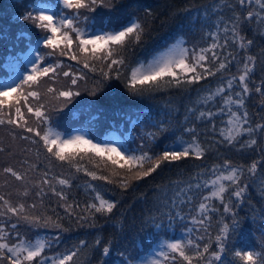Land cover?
<instances>
[{
  "label": "trees",
  "instance_id": "16d2710c",
  "mask_svg": "<svg viewBox=\"0 0 264 264\" xmlns=\"http://www.w3.org/2000/svg\"><path fill=\"white\" fill-rule=\"evenodd\" d=\"M233 8L229 9L228 4ZM57 0H0V78L8 75L4 62L12 57H19L28 51L32 46L38 47L39 56H44L48 64L59 63L61 68L57 75L39 78V87L31 90H38L43 93L46 86L51 85L58 90H66L73 87L79 90L80 95L74 97L67 107L59 111L52 110L59 105L54 99L42 101L48 105L50 115L49 127L58 131L61 135H68L74 131H83L87 138L93 142L111 141L113 133L119 135L122 146L127 150L138 149L142 144H148L147 133H157V146L165 143L171 144L176 138L191 140L187 129H195L198 136L207 148L208 152L204 158L196 160L189 157L172 163L165 162L156 172L149 177L139 181H132L131 187L124 189L118 186V182L125 178L124 175L109 174L98 166L99 156H94L87 146H79L80 161L84 168L95 171L97 175H106L116 182L108 184L106 181H92L85 175L84 171L77 173L75 168L56 161L49 157L43 148L39 137L17 128L15 125H0V195H4L12 204L24 203L27 210L34 215H41L44 218L51 217L59 219L63 229H55L52 226H31L20 223L12 233L15 242V232H19L35 242L37 239L51 241V247L46 249L45 255L55 256L66 251L75 250L80 246V241L86 242L87 246H80L79 255L75 258L76 264H102V249L109 246L110 255L103 257V264H120L122 257H130L131 264H134L149 252L163 248L168 242L175 240L196 239L203 236L201 246L209 244V253L203 264H213L211 253L216 250L215 236L219 232L218 221L223 217V222L229 224V248H251L260 251L264 243V167L259 168L255 173L248 175V190L245 198L232 201L236 206L232 212L223 213L220 201L215 198L207 200L208 205L213 203L219 209L211 212L212 219L206 222L205 226L194 224L192 217L199 218L195 211L201 199L209 196L211 189L203 185L215 179L218 173H214L213 167L222 164L224 158L229 159L235 165L243 164L245 167L254 160L259 161L264 156V138L257 133L258 143L253 149H239V143L234 147L222 143L220 129L226 127L227 106L224 112L217 109L221 106L222 100L216 97L214 100L204 104L203 100L208 95V90L215 91L216 86L221 83L220 74L209 77L195 85H184L181 88L162 86L160 90H154L143 95H132L125 87L124 75L120 79L115 78L104 80L100 75V62L94 61L90 53L80 54L76 51L80 62L69 59V56H61L56 51L51 56L47 53L52 49H45L43 44L37 45L41 36L47 35L44 30L37 29L32 22H24L19 19L26 12L33 11L37 7H49L53 9ZM251 8L260 11V6L253 0ZM248 7H240L237 0H118L113 10L107 8L98 9L89 29H99L108 25L127 22L133 18L139 20L144 28L143 40L139 45H130L116 58L122 56L126 66H138L139 61L145 64L159 51L165 47L182 40L189 50V53L199 52L201 48H208L212 43V33L217 35V43L223 45L225 42L224 22L230 21L233 11L246 15ZM68 11V10H65ZM84 11V10H82ZM91 15V14H89ZM244 35L247 40L253 41L247 50V55L257 56L255 74L250 78L249 86L252 93L245 97L246 107L253 123H264V97L254 91L264 81V72L260 70V62L264 57L260 56L264 50V25L260 24L257 17L253 21L242 22ZM81 27H84L81 17ZM228 27H231L229 22ZM23 33V36L19 34ZM228 49L236 56V61L223 73L225 77L237 73V62L245 55V52L237 48L231 42V32L227 33ZM19 37V38H18ZM62 47V45H61ZM221 59L227 56L221 48L214 50ZM71 55V53H69ZM211 56V53H206ZM87 59L90 65H95L96 71H90L83 67ZM213 67V65H208ZM218 66V65H217ZM63 71H70L73 75H83L84 80H78L77 86H71L70 78L62 75ZM122 73L125 68H121ZM103 81V83H99ZM42 86H45L42 88ZM27 88V86H25ZM226 87V85H225ZM235 87V86H234ZM98 88L96 95H91L93 89ZM236 90H239L238 88ZM14 98V97H13ZM9 101L5 99V104ZM35 106V101H31ZM215 113L211 122L197 120L198 110L207 108ZM235 107V106H233ZM192 109L193 111H189ZM29 120V125L36 127L35 117H30L27 110L22 108ZM195 112V115L193 114ZM14 115V113H13ZM8 118L7 107L4 112V119ZM56 129V130H55ZM163 129V131H159ZM227 135V131H225ZM29 137L21 139V137ZM243 139H247L244 137ZM33 141H36L35 143ZM242 142V141H241ZM66 151H73L70 147ZM154 147L153 151H158ZM134 154L139 155L137 151ZM80 156L77 160H80ZM148 165L146 164L145 167ZM5 167H11L20 173L24 179L17 181L10 174L3 173ZM47 172V176L44 173ZM108 173V174H106ZM227 172H225V175ZM48 179L56 191L62 192L67 197V204H72L69 216L62 207L65 201H61L48 185H43L44 191L40 197L35 195L41 179ZM68 179V185H60L59 179ZM91 183L96 186V191L90 190L87 185ZM226 186L230 183L222 181ZM197 184L202 185L197 187ZM28 190V195L18 193ZM110 202H116L117 206L112 213L95 214V220L85 223L79 220L80 216L91 215L86 209V203L95 201L96 194ZM227 200V194H225ZM97 205L99 201H95ZM35 204V209L28 206ZM235 215L237 226L232 228L231 218ZM0 224L15 223V217L11 220L8 217H0ZM95 224V227L89 224ZM210 223V226L208 224ZM207 227L205 233L202 228ZM193 231L189 233V230ZM101 244L92 250L97 239ZM234 250V249H233ZM225 264H241L232 252L224 256ZM6 264V261L4 262ZM163 264V261L161 262ZM171 264V261L168 262ZM176 264H182L179 257Z\"/></svg>",
  "mask_w": 264,
  "mask_h": 264
},
{
  "label": "snow or ice",
  "instance_id": "6c2138e0",
  "mask_svg": "<svg viewBox=\"0 0 264 264\" xmlns=\"http://www.w3.org/2000/svg\"><path fill=\"white\" fill-rule=\"evenodd\" d=\"M253 0H237L240 7H248L246 15L237 11H233V17L230 21L224 22L225 42L223 45L217 43V35L212 33L213 43L208 48H201L198 53L189 50L183 46V42H177L164 48L153 56L151 60L145 64L143 61L138 62V66L128 64L126 66L125 59L119 53L129 50L130 45H139L144 36L143 25L138 19L133 18L127 22L112 25L109 21L108 25H104L99 29L88 31L92 25L89 23L93 20L98 9L107 8L113 10L118 0H57L55 8L37 7L33 11L26 12L19 19L24 22H32L37 29H42L47 34L41 37L45 49H52L47 55L51 56L56 51H59L61 56H69V59L80 62L76 51L80 54L90 53L92 60L100 62L99 72L104 80L112 79V74L115 73V78L120 79L124 75L125 87L128 91L136 96L150 93L154 90H160L162 86H171L181 88L184 85H195L209 77H215L220 74L221 83L216 86L213 92L208 90V95L203 100L204 104L220 97L222 100L221 106L217 109L218 112H224V106H227V121L226 127L220 129V135L223 138L222 143L226 146L234 147L239 143V149H253L258 143L257 133L264 138V123H253L250 119L249 112L246 107L245 97L249 96L253 89L249 86L250 78L255 74L257 56L247 55V50L251 47L253 41L247 40L244 35L242 22L247 23L253 21L257 17L260 24L264 25V0H255L260 6V11L257 12L251 8ZM227 7L232 9V4ZM68 10V11H65ZM84 10V11H82ZM91 14V15H89ZM81 17H83L84 27H81ZM229 22L231 27H228ZM231 32V42L237 48L245 52V55L237 62V74H230L225 77L224 72L236 61V56L228 49L227 33ZM23 36V33L19 34ZM2 36V34H0ZM19 38V37H18ZM62 45V47H61ZM216 48L223 49L227 52V56L221 59L214 51ZM37 51H39L37 49ZM71 53V55H69ZM206 53H211L207 56ZM264 57V50L260 53ZM31 69H25L22 76L17 77L12 83H0V125L8 124L15 125L17 128H22L23 131L39 137L43 148L48 153L49 157H54L56 161L65 163L71 168H75L77 173L84 171L85 175L90 177L92 181H106L112 184L116 181L109 179L106 175H97L95 171H90L83 167L80 163L84 159L80 156L81 149L79 146H87L94 156H99L102 160L105 154H108V160L112 165H117L119 161L124 163L120 165L121 169L127 166L129 175L118 182V186L124 189L131 187L132 181H139L145 177H149L156 172L162 165L181 161L189 157H194L200 160L205 157L208 148L199 141L195 135V129H187L191 135V140L186 141L182 137L176 138L171 144L165 143L162 146H157V133H147L148 144H142L138 149L127 150L122 145H118L115 141L93 142V139L86 138L84 134H76L70 138H62L61 134L52 132L49 127L50 115L47 110L48 105L42 102L45 97L54 99L59 105V108H53L54 111H59L67 107L74 97L80 95L79 90H73L69 87L66 90H58L51 85L46 86L43 93L38 90H31L39 87V78L57 75V70L61 68L59 63L52 65L48 64L44 56H36L30 59ZM208 65H213L209 67ZM218 65V66H217ZM83 67L90 71H96L95 65H90L85 59ZM125 68V72L120 71ZM260 70L264 72V60L260 62ZM63 77L70 78L71 86H77L78 80H84L83 75H73L70 71H63ZM18 81V82H17ZM99 83H103L100 81ZM226 85V87H225ZM27 86V88L25 87ZM235 86V87H234ZM239 90H236V89ZM99 89H93L90 94L96 95ZM254 91L260 93L264 97V81L260 87H255ZM14 96L12 102L5 104V98ZM35 101V106L31 103ZM264 104V101H262ZM235 106V107H233ZM7 107L8 118L4 119L5 108ZM22 108L27 110L30 117H35L36 127L29 125V120L26 118V113ZM189 111H193L189 109ZM199 115L195 118L201 121L211 122L215 113L211 108L198 110ZM14 113V115H13ZM195 115V112L193 113ZM159 131H163L160 129ZM227 131V135L225 134ZM247 137V139H243ZM29 137H21L28 139ZM242 141V142H241ZM34 143L36 141H33ZM76 146L73 151L66 149ZM154 147H159L158 151H153ZM2 151V149H0ZM139 152V155L134 154ZM80 156V160L77 157ZM118 158V159H117ZM148 165L145 167V165ZM264 167V156L259 161H253L250 165H235L232 161L224 158L222 164H216L213 167V172L218 173L215 179L210 183L206 182L203 187L210 188L209 196H204L198 207L195 209L199 213V218L193 216L194 224L205 226L206 222L212 219L211 212H217L219 209L213 203L208 205L206 202L210 198H215L220 201L223 208V213L232 212L236 206L232 201V197L239 201L245 198L244 194L248 190V175L255 173L259 168ZM136 169L135 171H133ZM225 172L227 174L225 175ZM3 173L10 174L17 181H22L24 177L13 170L11 167H5ZM113 175L117 173L113 172ZM47 176V172L44 173ZM222 181L230 182L227 186ZM60 185H68V179H59ZM43 185H48L52 192L59 196L61 201H65L62 207L72 215L70 211L73 208L72 204H67V197L52 187L48 179H41L39 184H35L37 189L35 195L40 197L44 191ZM202 185L197 184V187ZM87 187L96 191V186L89 183ZM19 195L27 196L28 190L25 188ZM227 194V200L225 199ZM95 201H99V204ZM95 201L86 203L85 207L91 215L80 216L79 220L85 223L95 220V214L112 213L117 206L116 202H110L97 193ZM35 209V204L28 206ZM0 217H8L11 220L15 217L16 222L10 225L6 222L0 224V264H76L75 258L79 255L80 246H87L86 242L81 240L80 246L75 250L66 251L55 256L45 255L46 249L51 247V241H43L37 239L33 242L31 239L22 236L18 231L15 232V242L13 241L12 233L8 232L11 227L15 230L20 223H25L31 226H52L55 229H63V225L59 222L60 218L53 220L51 217L44 218L41 215L30 213L24 203L12 204L4 195H0ZM232 228L235 229L237 221L235 215L231 218ZM219 232L215 236L216 250L211 253L213 264H225L224 256L227 252H232L234 257L241 264H264V243L260 246V251H254L251 248L241 247L232 249L229 248V231L230 226L223 222V217L218 221ZM95 227V224H89ZM210 226V223L208 224ZM202 230L206 233L207 227ZM193 230L190 229L189 233ZM264 236V233H262ZM204 237L199 236L196 239L175 240L168 242L164 247L168 250L165 252L163 248L158 254V258L150 262V264H176V258L179 257L182 264H203L209 253V244L204 243L201 246V241ZM101 244V239L95 241L92 250ZM234 249V250H233ZM110 255L109 246H104L102 249L101 261L103 257ZM130 257H122L120 264H131Z\"/></svg>",
  "mask_w": 264,
  "mask_h": 264
},
{
  "label": "rangeland",
  "instance_id": "374dc122",
  "mask_svg": "<svg viewBox=\"0 0 264 264\" xmlns=\"http://www.w3.org/2000/svg\"><path fill=\"white\" fill-rule=\"evenodd\" d=\"M46 36V35H45ZM41 37H44V36H41ZM177 42H183L182 40H179ZM176 42V43H177ZM38 44H42L43 41L42 39L40 38L38 41H37ZM174 43V44H176ZM184 47H186L184 44H183ZM35 47V46H34ZM32 47L30 48L28 51H26L25 53H23V56H22V64L25 66L26 69H31V64L29 63V60L30 59H34L36 56H38V53L37 51L35 50V48ZM153 58V57H152ZM151 58V59H152ZM150 59V60H151ZM20 64L18 61H12L9 66L7 67L10 71V74H11V77H12V80H9L8 82L6 83H12L14 80H17V77L19 76H22L25 71L22 70V68L20 67ZM147 64V63H146ZM45 87V86H42V88ZM14 96H9V97H6L5 99L7 101L12 102L13 101V98ZM47 99H50V101L52 100L51 98H47ZM54 132V131H52ZM55 133V132H54ZM76 134H84L86 136V133L84 132H74L70 135H61L62 138H70L71 136L73 135H76ZM87 138V137H86ZM111 141H115L118 145H122V140L121 138L117 135V134H112L111 135ZM75 146H72V148H74ZM82 148V147H80ZM71 150V148H69ZM87 149V148H85ZM86 154L88 155L89 154V150L87 149V152ZM99 159H101L99 157ZM118 159V158H117ZM98 163V167L101 168L103 171L106 170L109 174H113V172L117 173L118 175H124V176H128L129 173L127 172V166H125L124 169H121L120 168V165L123 164L124 162L123 161H119V163L117 165H112L111 164V161L108 160V154H105L104 156V159H103V162H97ZM136 169H134L133 171H135ZM106 173V174H108ZM108 174V175H109ZM1 223V222H0ZM161 251V248H158L154 251H151L150 253H148L147 255L143 256L140 260H138L135 264H150V262L154 259H157L158 258V254L159 252Z\"/></svg>",
  "mask_w": 264,
  "mask_h": 264
}]
</instances>
